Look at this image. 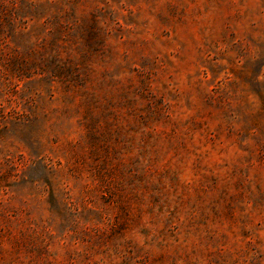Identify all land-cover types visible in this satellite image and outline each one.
<instances>
[{"label":"rangeland","instance_id":"374dc122","mask_svg":"<svg viewBox=\"0 0 264 264\" xmlns=\"http://www.w3.org/2000/svg\"><path fill=\"white\" fill-rule=\"evenodd\" d=\"M0 264H264V0H0Z\"/></svg>","mask_w":264,"mask_h":264}]
</instances>
